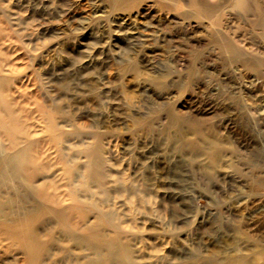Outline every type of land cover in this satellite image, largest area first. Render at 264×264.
<instances>
[{
  "label": "rangeland",
  "instance_id": "1",
  "mask_svg": "<svg viewBox=\"0 0 264 264\" xmlns=\"http://www.w3.org/2000/svg\"><path fill=\"white\" fill-rule=\"evenodd\" d=\"M187 1L125 17L108 0L0 1L17 66L35 77L31 92L81 117L84 132H100L113 173L141 192L149 188L136 210L125 195L114 198V208L132 214L152 259L165 257L157 264H207L212 253L264 249L262 28L252 11H224L215 24L192 15ZM221 38L241 41L246 51L223 50ZM198 131L216 139L214 167L183 146ZM259 179L263 184H254ZM144 246L137 244L142 252Z\"/></svg>",
  "mask_w": 264,
  "mask_h": 264
},
{
  "label": "bare ground",
  "instance_id": "2",
  "mask_svg": "<svg viewBox=\"0 0 264 264\" xmlns=\"http://www.w3.org/2000/svg\"><path fill=\"white\" fill-rule=\"evenodd\" d=\"M108 1L113 7H119L124 17L129 13L142 15L150 12L153 5L168 11L173 2ZM207 1L188 0V6L195 9L192 15L216 24L224 11L239 16L252 11L262 28L264 41V0H223L210 6ZM6 19L0 16V264L164 262V256L152 259L153 253L147 250L145 236L131 223L132 214H119L114 208V198L125 195L126 202L130 203L129 211L136 210L147 202L149 188L145 187L141 192L131 179L113 173L110 158L105 155L108 142L104 144L100 132H84L86 124L81 117L65 113L46 99H39L36 92H31L35 77L18 68L17 43L11 38L12 29L5 23ZM219 43L223 50L233 55L246 51L241 41L235 38H221ZM252 79L245 80L255 88L258 81ZM53 111L59 113V118ZM183 146L205 155L208 168L214 167L219 159L220 150L212 135L198 131L196 137L184 142ZM262 180H255L254 184L262 185ZM141 242L145 245V252L137 248ZM150 247L157 250V247ZM203 261L207 264H264V249L219 256L212 253Z\"/></svg>",
  "mask_w": 264,
  "mask_h": 264
}]
</instances>
